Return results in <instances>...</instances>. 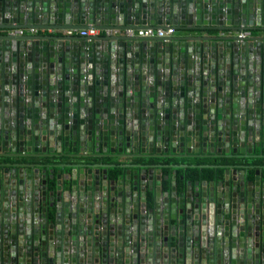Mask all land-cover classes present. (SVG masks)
I'll list each match as a JSON object with an SVG mask.
<instances>
[{
    "label": "water",
    "instance_id": "95a60500",
    "mask_svg": "<svg viewBox=\"0 0 264 264\" xmlns=\"http://www.w3.org/2000/svg\"><path fill=\"white\" fill-rule=\"evenodd\" d=\"M261 142L264 0H0V264H264Z\"/></svg>",
    "mask_w": 264,
    "mask_h": 264
},
{
    "label": "crops",
    "instance_id": "0c3cea01",
    "mask_svg": "<svg viewBox=\"0 0 264 264\" xmlns=\"http://www.w3.org/2000/svg\"><path fill=\"white\" fill-rule=\"evenodd\" d=\"M255 155H257L256 158H251L248 160H242V161L236 162L238 165H247L248 166L247 169H240L239 170V176H241L243 178V180L245 178H247L248 181H254L256 178V171L260 170L261 179H262V181H264V142H261V144L258 143L256 145ZM258 155H261V156L258 157ZM127 162L128 161H124V160H116L110 164L120 165V164H126ZM174 164L201 166V167L194 168V169H198L199 173L197 174L198 177H196V180L194 181V184H192V185L194 186L195 189L196 188L198 189L199 187L202 188L203 182H210L208 179L204 178V176L202 174L200 175V172L204 174L202 169L212 168L213 171L222 170V172L224 174L226 170L221 168L220 166L226 165V164H234V163L227 162L224 159H219V158H205V159H188V161L182 160V161H178ZM202 166H205V167H202ZM181 170H185V169H181ZM181 170H177L178 178L184 177V176H182V174L179 173ZM108 171H109V173H111V175L116 173L119 176L121 175V172H122V170L120 168H111ZM55 174H60V171L56 170ZM191 181H193V180L189 179L190 183H191ZM179 182H180V180H179Z\"/></svg>",
    "mask_w": 264,
    "mask_h": 264
},
{
    "label": "built area",
    "instance_id": "2783aa9c",
    "mask_svg": "<svg viewBox=\"0 0 264 264\" xmlns=\"http://www.w3.org/2000/svg\"><path fill=\"white\" fill-rule=\"evenodd\" d=\"M31 34L35 33V30L32 29ZM69 35H81V36H95L100 34L99 30L95 29H89L85 31H76L71 30L66 32ZM107 33H112V31H107ZM114 33H117V31H114ZM19 35H23V32L19 31ZM126 34L129 36H141V37H169L174 35V29L171 26H168L166 29H153V28H147V29H141V30H127ZM237 35L242 38H249L253 36V32L249 29H244L243 31H240L237 33Z\"/></svg>",
    "mask_w": 264,
    "mask_h": 264
},
{
    "label": "trees",
    "instance_id": "16d2710c",
    "mask_svg": "<svg viewBox=\"0 0 264 264\" xmlns=\"http://www.w3.org/2000/svg\"><path fill=\"white\" fill-rule=\"evenodd\" d=\"M198 171H199L198 169H189V170H181L179 173L182 174V176L187 175L189 179L195 181L196 177H198L197 176V174L199 173ZM202 171L204 172V174L200 172V175L202 174L204 178L208 179L209 181H212L216 173H218L219 175L223 174L222 170L213 171L212 168L202 169ZM166 173L168 174V171Z\"/></svg>",
    "mask_w": 264,
    "mask_h": 264
}]
</instances>
